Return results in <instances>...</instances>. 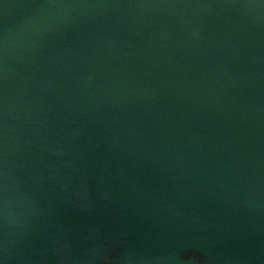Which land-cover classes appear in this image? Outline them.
<instances>
[{
  "label": "water",
  "instance_id": "water-1",
  "mask_svg": "<svg viewBox=\"0 0 264 264\" xmlns=\"http://www.w3.org/2000/svg\"><path fill=\"white\" fill-rule=\"evenodd\" d=\"M0 264H264V0H0Z\"/></svg>",
  "mask_w": 264,
  "mask_h": 264
}]
</instances>
